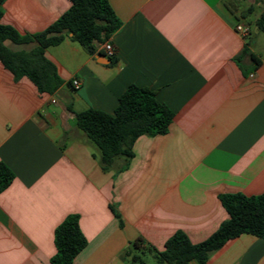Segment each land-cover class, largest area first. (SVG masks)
Listing matches in <instances>:
<instances>
[{
	"label": "crops",
	"instance_id": "0c3cea01",
	"mask_svg": "<svg viewBox=\"0 0 264 264\" xmlns=\"http://www.w3.org/2000/svg\"><path fill=\"white\" fill-rule=\"evenodd\" d=\"M108 1L121 23L107 40L115 57L105 42L90 54L66 34L45 52L63 81L54 94L16 81L0 61V162L15 174L0 193V264H51L56 228L71 215L87 240L74 264H132L130 243L162 250L177 232L200 243L228 218L221 195L264 193V39L255 26L264 0ZM70 5L3 0L1 23L35 35ZM237 24L250 27L247 38ZM131 85L155 92L174 119L167 134L135 141L127 169L119 159L104 171L76 114H113ZM206 264H264V238L230 240Z\"/></svg>",
	"mask_w": 264,
	"mask_h": 264
},
{
	"label": "trees",
	"instance_id": "16d2710c",
	"mask_svg": "<svg viewBox=\"0 0 264 264\" xmlns=\"http://www.w3.org/2000/svg\"><path fill=\"white\" fill-rule=\"evenodd\" d=\"M0 0V61L14 79L29 78L39 93L54 94L63 84L55 65L46 56V49L61 44L66 34L82 45L90 54L96 51L95 43H104L120 28L108 0H70V8L44 31L35 35H21L16 29L1 23L3 15ZM258 31L264 33V10L255 22ZM6 41L16 44L37 42L38 48L30 52H14ZM253 67L261 65V60L248 50ZM72 86V82L69 83ZM77 126L100 152V164L109 171L117 160L124 165L119 172L128 168L133 158V145L144 135L158 136L169 132L174 113L158 101L155 92L148 88L131 85L120 97L113 114L88 109L76 114ZM15 174L0 162V193L5 191ZM220 201L228 218L218 230L205 241L192 243L186 234L177 232L162 250L144 247L139 239L130 243L127 255L132 264H145L144 257L154 256L158 264H190L196 260L206 264L210 255L221 249L228 241L244 234L264 238V193L246 196L242 193H228L220 196ZM87 240L82 234L78 217H67L55 231L56 254L51 264H74L76 256L86 247Z\"/></svg>",
	"mask_w": 264,
	"mask_h": 264
},
{
	"label": "built area",
	"instance_id": "2783aa9c",
	"mask_svg": "<svg viewBox=\"0 0 264 264\" xmlns=\"http://www.w3.org/2000/svg\"><path fill=\"white\" fill-rule=\"evenodd\" d=\"M236 32L238 34H240L243 38H247L249 35H250V32H251V29L248 25H245V24H237L236 27ZM103 49L106 53V56L109 58V59H112L115 57V48L113 46V44L109 41H106L103 45ZM81 86V82L77 79H74L72 81V87L74 89H79ZM55 102V100L53 101Z\"/></svg>",
	"mask_w": 264,
	"mask_h": 264
},
{
	"label": "rangeland",
	"instance_id": "374dc122",
	"mask_svg": "<svg viewBox=\"0 0 264 264\" xmlns=\"http://www.w3.org/2000/svg\"><path fill=\"white\" fill-rule=\"evenodd\" d=\"M246 3H247L246 0H245V2L243 1V4H242L241 7L247 5ZM261 37H263V39H264V33L261 34ZM144 260H145V264H158L157 259L154 256H151V255H148V256L144 257Z\"/></svg>",
	"mask_w": 264,
	"mask_h": 264
}]
</instances>
